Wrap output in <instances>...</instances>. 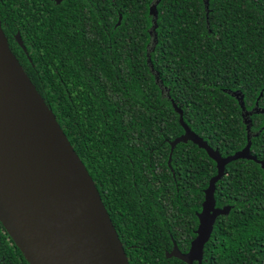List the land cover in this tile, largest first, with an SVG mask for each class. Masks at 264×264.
<instances>
[{"label": "trees", "instance_id": "obj_1", "mask_svg": "<svg viewBox=\"0 0 264 264\" xmlns=\"http://www.w3.org/2000/svg\"><path fill=\"white\" fill-rule=\"evenodd\" d=\"M0 22L93 180L128 263L184 264L164 251L188 249L216 168L188 142L173 150L170 170L169 143L183 134L172 103L226 157L247 136L233 93L245 111L257 102L250 150L264 162V0H0ZM214 198L231 210L216 219L202 264H264V170L229 163Z\"/></svg>", "mask_w": 264, "mask_h": 264}, {"label": "water", "instance_id": "obj_2", "mask_svg": "<svg viewBox=\"0 0 264 264\" xmlns=\"http://www.w3.org/2000/svg\"><path fill=\"white\" fill-rule=\"evenodd\" d=\"M63 0H55L59 4ZM207 4V1L205 2ZM149 14L156 16L155 6ZM119 16L117 25L120 24ZM155 27V26H154ZM23 50L19 34L15 36ZM152 69V67H151ZM246 125V145L222 157L183 122L181 108L172 106L179 116L183 134L169 143L167 165L175 147L188 142L204 150L214 163L216 174L204 189L201 210L196 213L195 237L186 253L175 243L166 258L184 264H202L204 246L219 216L231 207L217 208L216 184L225 176L226 166L237 160L253 161L264 170V162L251 153L252 113L245 111L243 96L235 92ZM262 93L259 94V98ZM73 173V175H72ZM173 176L174 173L172 172ZM75 177L83 193L82 201L72 205L65 180ZM58 220L53 213L63 212ZM54 211V212H53ZM0 224L28 264H129L123 245L101 200L93 180L62 132L51 110L30 82L9 48L0 22Z\"/></svg>", "mask_w": 264, "mask_h": 264}, {"label": "flooded vegetation", "instance_id": "obj_3", "mask_svg": "<svg viewBox=\"0 0 264 264\" xmlns=\"http://www.w3.org/2000/svg\"><path fill=\"white\" fill-rule=\"evenodd\" d=\"M164 228H165V236H166V222H165V227ZM194 232H195V230H194ZM189 245H190V243H189ZM165 247H166V245H165ZM172 248H173V244H172L171 249L169 251H167V252H170L172 250ZM188 249H189V247H188ZM188 249L185 252H182V253H186L188 251ZM167 252H166V248H165V251H164V258L165 259H166V253ZM170 259H176V258H170ZM0 264H28L25 261L22 253L19 251V249L15 246L13 241L7 235V233L4 230V228L2 227V225L0 227ZM193 264H197V263L194 262Z\"/></svg>", "mask_w": 264, "mask_h": 264}, {"label": "bare ground", "instance_id": "obj_4", "mask_svg": "<svg viewBox=\"0 0 264 264\" xmlns=\"http://www.w3.org/2000/svg\"><path fill=\"white\" fill-rule=\"evenodd\" d=\"M72 175H73V173H72ZM72 175H68V176H71L69 179L70 180H68V181H66L65 180V188H67V190H69V193L68 194H66V197L69 199V203L70 204H72V205H74V204H76L78 201H82V199H83V193H80L79 192V190H78V188H77V186H76V180H75V177H73ZM54 212V211H53ZM68 212V210L67 209H65V211H63V212H59V213H53V219L54 220H58V219H60L61 218V216H62V214L63 213H67Z\"/></svg>", "mask_w": 264, "mask_h": 264}]
</instances>
